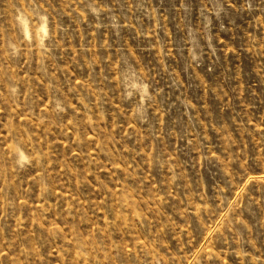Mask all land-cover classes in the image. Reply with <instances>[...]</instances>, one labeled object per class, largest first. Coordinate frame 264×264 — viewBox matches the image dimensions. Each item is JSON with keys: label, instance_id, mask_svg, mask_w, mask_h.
Instances as JSON below:
<instances>
[{"label": "rangeland", "instance_id": "374dc122", "mask_svg": "<svg viewBox=\"0 0 264 264\" xmlns=\"http://www.w3.org/2000/svg\"><path fill=\"white\" fill-rule=\"evenodd\" d=\"M0 264H264V0H0Z\"/></svg>", "mask_w": 264, "mask_h": 264}]
</instances>
